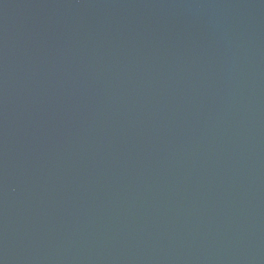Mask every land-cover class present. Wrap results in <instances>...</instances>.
Here are the masks:
<instances>
[{
  "label": "water",
  "instance_id": "1",
  "mask_svg": "<svg viewBox=\"0 0 264 264\" xmlns=\"http://www.w3.org/2000/svg\"><path fill=\"white\" fill-rule=\"evenodd\" d=\"M0 264H264V0H0Z\"/></svg>",
  "mask_w": 264,
  "mask_h": 264
}]
</instances>
